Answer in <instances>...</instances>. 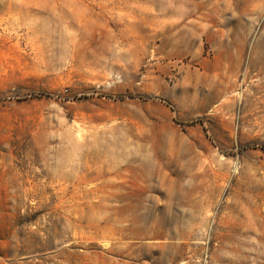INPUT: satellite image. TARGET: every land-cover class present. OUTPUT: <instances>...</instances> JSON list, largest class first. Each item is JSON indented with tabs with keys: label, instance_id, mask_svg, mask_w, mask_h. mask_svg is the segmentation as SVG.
I'll return each instance as SVG.
<instances>
[{
	"label": "rangeland",
	"instance_id": "1",
	"mask_svg": "<svg viewBox=\"0 0 264 264\" xmlns=\"http://www.w3.org/2000/svg\"><path fill=\"white\" fill-rule=\"evenodd\" d=\"M0 264H264V0H0Z\"/></svg>",
	"mask_w": 264,
	"mask_h": 264
}]
</instances>
